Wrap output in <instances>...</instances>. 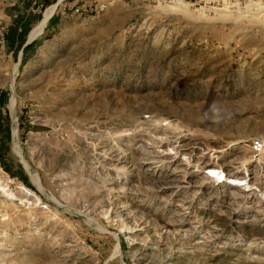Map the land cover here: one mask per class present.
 Wrapping results in <instances>:
<instances>
[{
  "label": "rangeland",
  "instance_id": "1",
  "mask_svg": "<svg viewBox=\"0 0 264 264\" xmlns=\"http://www.w3.org/2000/svg\"><path fill=\"white\" fill-rule=\"evenodd\" d=\"M0 264H264V0H0Z\"/></svg>",
  "mask_w": 264,
  "mask_h": 264
},
{
  "label": "bare ground",
  "instance_id": "2",
  "mask_svg": "<svg viewBox=\"0 0 264 264\" xmlns=\"http://www.w3.org/2000/svg\"><path fill=\"white\" fill-rule=\"evenodd\" d=\"M54 11V6L49 8L43 15L41 21L36 25V27L31 31L30 38L35 37L37 34L41 32V30L45 27L47 20L51 16ZM34 179V177H32ZM90 223V221H88Z\"/></svg>",
  "mask_w": 264,
  "mask_h": 264
},
{
  "label": "built area",
  "instance_id": "3",
  "mask_svg": "<svg viewBox=\"0 0 264 264\" xmlns=\"http://www.w3.org/2000/svg\"><path fill=\"white\" fill-rule=\"evenodd\" d=\"M260 146H261V144H260Z\"/></svg>",
  "mask_w": 264,
  "mask_h": 264
}]
</instances>
